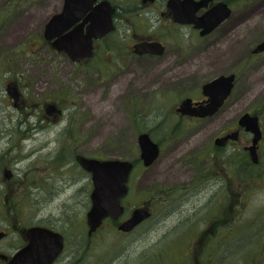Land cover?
<instances>
[{
	"label": "rangeland",
	"instance_id": "obj_1",
	"mask_svg": "<svg viewBox=\"0 0 264 264\" xmlns=\"http://www.w3.org/2000/svg\"><path fill=\"white\" fill-rule=\"evenodd\" d=\"M112 1L124 8L137 5V0ZM62 2L0 0V164L13 175L11 180L0 175V230L8 232L0 251H11L8 243L17 246L18 231L52 224L65 233L68 248L78 243L80 264H264V67H258L264 62V54L255 58L251 67L250 62L246 67L241 65V57L264 36V0L235 7L225 28L240 26L212 52L216 63L211 56L204 57L199 72L191 77L195 84L190 88L154 85L151 66L142 61L143 90L137 115L129 104L134 95H122L118 72L107 73L130 69L134 62L103 56L110 53V40L101 45L93 59L80 64L45 41V24L60 11ZM236 65L237 80L223 107L207 121L177 126L174 109L182 94L199 97L202 82L232 73ZM115 77L119 81L110 86L108 80ZM8 83L21 94L16 107L5 91ZM48 103L61 108L62 115L46 118ZM244 113L258 116L260 121L263 138L257 165L243 151L251 142L247 133L218 154L213 145V139L235 127L236 119ZM162 118L176 124L169 126L174 128L175 137L163 135L158 126ZM139 133H151L150 138L160 147L158 158L148 167L139 159ZM200 153L207 163L206 170L201 169L207 182L199 201L185 203L180 211H176V204H153L152 219L131 234L120 235L115 226L104 224L88 239L85 221L92 181L76 163V155L134 163L129 193L122 200L125 218L131 209L156 198L157 193L194 182ZM216 157H222L227 175L234 171L230 185L238 194L235 205L225 201L226 191H220L216 181L217 167L212 164ZM170 214L173 216L165 226L157 228ZM173 227L177 228L169 237L163 236ZM185 227L188 233L178 238V231ZM199 229H203L202 237L194 239L191 234ZM141 237L144 240L139 242ZM151 243L158 244L150 249Z\"/></svg>",
	"mask_w": 264,
	"mask_h": 264
},
{
	"label": "flooded vegetation",
	"instance_id": "obj_2",
	"mask_svg": "<svg viewBox=\"0 0 264 264\" xmlns=\"http://www.w3.org/2000/svg\"><path fill=\"white\" fill-rule=\"evenodd\" d=\"M101 1L103 0H96L93 5L95 6ZM106 1H108L110 5L113 7V13L111 15L113 29L109 31L108 33H106L101 38L93 40L92 42L93 54L91 58L81 59L73 63L80 64V63H83L84 61L86 62V61L93 59V57L96 56L97 51L100 49L101 45L105 43V41L107 40L108 42L111 41L107 45V47L110 49V53L108 54L106 53L103 56H107L109 59L112 58L113 60H116L119 62H126L127 60L131 59L134 63L130 66V69L128 68L126 69L125 67V69L123 70L118 68L117 70H113V71L110 70V72H107L108 74H111L112 72H116V73L118 72L117 74L120 76V81L116 77L114 79L113 78L109 79L108 81L110 83V86L115 84L117 81H119L122 84V90H121L123 93L122 95H124L125 97H126V94L128 93H131L134 95V97L130 99L129 104L135 108L136 115H137L138 114L137 111L140 109V106H141L140 99H141V93L143 90V79H142L143 77L140 71L142 61H145L146 63L150 64L151 73L155 75V78L152 81L154 85H157L159 87L160 85L163 84L165 86L164 88H171V89H174L175 87L190 88L191 85L195 84L194 80H192L191 77L192 75L197 74V72H199V70L197 69L200 66L201 62L203 61L204 57L211 56L212 52L217 50V47H221L223 42H225L226 40L228 41L230 37L233 34H235V31L240 26V25H237L234 27L232 25L231 27L225 28L226 22L231 21V18L233 14L235 13L234 11L235 7H238V9H240L241 7L250 6L256 0H234V1L232 0L231 2L227 0H189L188 8L192 7V5H195V4L199 5V8L195 12L196 17L203 16L204 14H206L208 11H210L212 8H214L219 3L226 4L228 8L230 9L229 16L225 20H223L220 24H218L212 31L204 35H201V29L194 28L192 24H182V23H178L175 20L174 8L172 6V3L174 2V0H137L136 1L137 5L130 7L131 4L129 3L130 4L129 7H126V8L122 6H117L116 3H114L112 0H106ZM233 3L235 4V6L232 5ZM251 17L252 16H250V21H251ZM86 26L87 24L84 25L83 27L84 30ZM251 27L252 25L250 24V28ZM186 38L188 40V43L184 44V41ZM193 38H197V41L193 42L192 40ZM263 40H264V36L262 37L261 40L255 42L250 47L249 51L246 54L248 56L247 60H244V56L246 55H243L241 57V60H242L241 65L243 67H246L248 62H250V67H251V62H253L255 58L260 57L261 55L264 54V51L259 52V53L253 52L256 46L259 45ZM47 43L49 44V42ZM142 44H151L152 51L151 52H141ZM213 57L217 58V56L212 55L210 57V60L216 63L217 59ZM109 59H105V60H109ZM137 61H140V63L136 64ZM260 66L264 67V62L261 63L258 67L260 68ZM237 67L238 65H236V69L232 68L234 70L232 73L221 74L225 76L233 74L235 76L234 86L237 80V77H236ZM214 78H216V76L201 83V85L199 86V90H200L199 97L195 98V97H192L191 95L182 94L179 102L177 103V106L174 109V113L177 116V118H175V121L177 122V126L178 125L180 126L183 123V125L187 127L190 124L207 121L208 119L212 118L215 115L214 114L209 117L197 118V117H191V116H186V115L184 116V115H181L179 112H177V108L180 106L181 102L185 99H190L192 102V106H194L195 104L206 105L207 97L203 95L202 87L204 84L210 82ZM19 100H21V94L19 96ZM49 104H52V103L46 104L45 107ZM52 105L56 107L57 112H54L51 115H47L45 112V114L47 115V116L45 115V117L48 119L50 117H52L53 119H56L62 115V109L59 108L56 104H52ZM170 121L171 120L168 118H162L158 122V126L161 127V131H163V135L167 137V139L173 138L177 135L173 133L174 132L173 127H172L173 129L170 130L169 126L172 125V121L171 122ZM237 122H238V119H236L235 121V127L233 126L231 127V129L225 130V132L222 135L214 138L216 139L218 137H223L236 130L239 131L237 140L235 141L228 140L225 143V145L221 147L215 146L217 150L216 152L217 154L221 152L222 150H226L230 147H233V145H235V143L240 139V136L241 134H243V131L238 128ZM174 125L176 124L174 123L172 126ZM147 134L150 136L151 133H147ZM261 142H262V139L259 141L258 146H257L258 156H259L258 153L261 148ZM246 147L247 146H243V151L248 154ZM204 155H205V152H204ZM204 157L205 156H203L202 153H200L197 157L198 166L194 168V171H196L194 182H192L188 186H173L169 190H167L165 193L163 192L157 193L156 198H151L148 201H146L144 204L142 203V205L131 209L129 211L128 216L123 218V215L126 213V207L122 203V200L129 193V185H128V192L126 196L121 200V205L123 207L122 216L118 218L117 220H112L110 218L104 219L102 221V224L99 226V228H97L96 231H94L91 235H88V226L85 221L86 227H87L86 236L88 237V239H91L103 227L104 224L115 226L117 229V232L120 235L131 234L132 232L139 229L140 227H143L149 220L152 219L153 212H154L152 208L153 204H156L158 206L159 205L164 206L166 204H176V206H178L176 211L177 210L180 211V206L184 205L185 203L191 202L192 204H195V202L200 200L202 194L205 193L204 182H207V181L205 177H202V173H201V169L206 170L207 168L206 161L203 162L202 160ZM212 164L214 167H217V172L215 174V177H216L217 183H219L220 185V191L222 192L226 191L224 194L225 201H228L231 205H235V203L239 202L238 196H237L238 194L235 192L234 187L230 185L232 183L234 171L231 170L230 171L231 175L230 174L227 175L226 173L227 171H225L226 166L223 165L222 157L220 158L216 157V159L213 160ZM208 167L212 168V165H209ZM5 170H8V169L6 167H1V164H0V175H3V177H4ZM133 170H134V167H133ZM132 171L130 175L132 174ZM12 176L13 175L11 173L9 179H6L5 177L4 179L11 180ZM218 178L221 180V182L218 181ZM224 184L227 185L228 187H225ZM204 195L205 194H203V196ZM222 195L223 194L221 193V196ZM137 208H143V209L148 210L150 212V216L147 219L140 222L137 226H135L132 230L128 232H123V231L118 230V226L121 223H123L125 220H127L131 216V213L133 212V210ZM172 216L173 215L170 214V216H167V218H163L161 219V221L159 220L160 222L158 223L157 228L161 229L162 227H164L165 221H167ZM178 221H182V219ZM38 226L49 229L52 232L59 234L62 238V250L53 259V261L50 264H80L77 242L68 248L66 236L62 230H58L52 224L51 225L43 224V225H38ZM30 227H33V226L26 227L23 230L18 231V233H15L18 239L17 246H14L12 243H8L7 245V247L12 248L11 251L9 252L0 251V264H7L11 260V258L16 254V252H18L20 249H22L23 247L29 244L30 241L27 236L26 230ZM175 228L177 227L167 229V231L165 232V234H163V236H167L169 233H171V231H174ZM187 229L188 227H185L184 230L178 231V232H181V234L179 235L181 237H178V238L185 237V235L188 233V231H186ZM0 232L3 233V237L0 238V244H1L7 239L8 232L5 230H0ZM178 232L176 234H178ZM202 232H203V229H199L195 231L193 234H191V236H194V239L196 237L201 239ZM177 236L178 235H176V238ZM191 236L188 239H190ZM143 240L144 239L141 237L139 242ZM187 242L188 244L190 243V241H187ZM157 244L158 243H151L149 245V248L151 249L153 247L151 245H157ZM201 247L202 245H200V248ZM186 263L187 262H183L182 264H186Z\"/></svg>",
	"mask_w": 264,
	"mask_h": 264
},
{
	"label": "water",
	"instance_id": "obj_3",
	"mask_svg": "<svg viewBox=\"0 0 264 264\" xmlns=\"http://www.w3.org/2000/svg\"><path fill=\"white\" fill-rule=\"evenodd\" d=\"M96 0H63L60 12L52 15L47 21L43 37L50 43V47L66 54L71 62L92 57V42L99 39L113 29L111 15L113 7L106 0L93 5ZM189 0H174L175 20L182 24H192L201 29V35L212 31L225 20L230 9L224 3H219L206 14L196 17L199 5L188 8ZM87 24L85 30L84 25ZM141 52H151V44H142ZM264 51V40L256 46L254 53ZM235 76L220 75L202 87V93L207 97V104L192 106L190 99H185L177 108L181 115L204 118L214 115L223 106L231 94ZM5 91L17 106L20 93L18 88L8 83ZM47 115L57 112L54 105L45 107ZM238 127L245 133L251 134V144L246 147L253 164L258 163L257 146L262 138L259 118L250 113H244L238 118ZM239 131L236 130L223 137L214 139L216 147L224 146L228 140H237ZM139 159L144 167L153 164L159 155V146L152 141L147 133H140L137 137ZM78 165L91 176L92 191L90 193L91 206L86 214L88 235H91L106 218L117 220L123 214L121 200L128 192V180L134 164L127 160H101L76 156ZM11 171L5 170L4 177L10 178ZM150 212L143 208L133 210L131 216L118 226V230L128 232L140 222L147 219ZM29 244L20 249L7 264H50L62 250V238L59 234L39 226L28 228ZM3 233L0 232V238Z\"/></svg>",
	"mask_w": 264,
	"mask_h": 264
},
{
	"label": "trees",
	"instance_id": "obj_4",
	"mask_svg": "<svg viewBox=\"0 0 264 264\" xmlns=\"http://www.w3.org/2000/svg\"><path fill=\"white\" fill-rule=\"evenodd\" d=\"M26 1V0H25Z\"/></svg>",
	"mask_w": 264,
	"mask_h": 264
}]
</instances>
